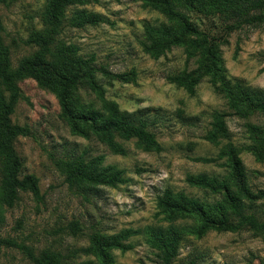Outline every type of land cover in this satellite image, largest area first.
Here are the masks:
<instances>
[{"label": "rangeland", "instance_id": "rangeland-1", "mask_svg": "<svg viewBox=\"0 0 264 264\" xmlns=\"http://www.w3.org/2000/svg\"><path fill=\"white\" fill-rule=\"evenodd\" d=\"M47 3L48 0H17L8 6L0 4L3 36L14 67L38 49L29 37L32 31L46 27L43 12ZM81 8L100 14L105 21L83 27L70 25L69 17ZM252 15L263 18L237 25L218 17L205 19L196 12L190 14L195 24L217 39L225 74L264 89V8ZM164 20L162 13L145 6L143 0H98L68 8L58 37L76 44L84 56L94 54L98 65L103 64L113 72L136 69V82L100 77L99 81L108 99L116 101L122 110L136 112L147 120L161 149L146 151L136 139L121 140L126 154H115L95 135L75 134L61 116L56 95L35 79H23L20 82L23 97L11 118L13 123L28 127L30 134L19 136L15 148L22 161L21 176L34 174L39 179L40 193L37 197L30 191H20L14 206H5L0 238H13L30 246L35 254L45 249L68 252L73 247L88 246L96 231L113 234L126 228L166 226L168 222L157 205L159 196L172 189L213 200L216 194L192 187L186 178L199 173L225 175L226 158H220L219 154L227 143L242 149L239 158L252 190L264 191V160L244 149L252 142L246 123L264 126V114L244 118L233 113L225 98L214 91L208 75L201 78L195 94L169 82V74L192 70L198 62L197 57L188 58L184 47H173L158 59L144 51L141 44L144 24ZM225 37L227 43L223 41ZM83 96L85 100L94 98ZM215 111L224 113L230 132L228 138L218 142L206 138ZM100 155H104L105 165L124 169L129 180L116 187L99 186L91 190L71 186L59 163L78 157L91 160ZM198 157L216 161L207 163L197 160ZM246 203L249 207L250 202ZM247 210L262 213L264 199ZM73 222L78 223L76 235L70 229ZM176 223L187 226L194 221L184 218ZM130 241L134 244L132 249L113 250L117 264H162L158 250L147 243L145 235H134ZM77 260L100 264L91 254ZM0 264L34 263L21 249L0 244ZM172 264H264V239L256 236L248 225L237 231L186 234Z\"/></svg>", "mask_w": 264, "mask_h": 264}, {"label": "trees", "instance_id": "trees-1", "mask_svg": "<svg viewBox=\"0 0 264 264\" xmlns=\"http://www.w3.org/2000/svg\"><path fill=\"white\" fill-rule=\"evenodd\" d=\"M17 0H0L10 5ZM98 0H48L43 12L46 27L31 32L29 40L38 49L21 59L14 67L11 50L4 40V24L0 16V226L4 221L6 207H13L20 191H30L39 196V179L34 174L21 176L22 161L15 148L19 136L30 134L28 127L13 123L11 115L23 97L20 82L32 78L57 97L61 116L71 130L78 135L99 138L115 154H126L121 140L136 139L146 151H159L161 145L148 122L136 112L122 110L118 103L106 97V90L99 81L106 78L122 83L136 82L137 71L113 72L105 65L96 63L94 54L84 56L79 47L60 39L62 24L72 5H84ZM145 6L155 9L165 17L160 23L144 24V39L141 44L146 53L158 59L173 47H184L188 58L197 57L198 66L169 74V82L195 94L201 78L211 77L214 91L223 96L233 113L247 118L264 114V89L246 84L239 78L228 77L222 64L217 39L207 29L200 28L191 19V12L205 19L218 17L224 22L237 25L252 20H262L261 15H252L264 8V0H143ZM70 25L83 27L96 25L105 18L85 8L76 9L69 17ZM224 42H228L225 37ZM83 94L94 98L85 100ZM211 130L206 138L218 142L228 138L230 132L224 113L215 111ZM251 143L250 150L258 160H264V126L246 123ZM240 147L227 143L219 157L226 158L227 173L223 176L207 173L189 174V185L216 194L213 200L190 196L184 191L166 189L158 198L159 213L168 222L166 226H147L144 229L126 228L113 234L94 232L86 247H73L68 252L45 249L35 254L33 249L8 237H1L0 244L21 249L34 264H90L78 261L82 255H94L100 264H117L113 250H130L134 244L131 237L143 234L147 243L158 250L162 264H172L179 254L181 242L186 234L202 236L209 230L237 231L244 226L256 236L264 239V210L249 212L254 202L264 199V191L254 192L247 180L243 163L239 158ZM104 155L91 160L78 157L61 161L60 168L67 174L71 186L91 190L99 186L116 187L129 180L125 170L113 164H104ZM203 162H214L215 158L198 157ZM246 201L250 202L249 207ZM192 218L193 225L180 226L179 219ZM72 234L78 232V223H71Z\"/></svg>", "mask_w": 264, "mask_h": 264}]
</instances>
